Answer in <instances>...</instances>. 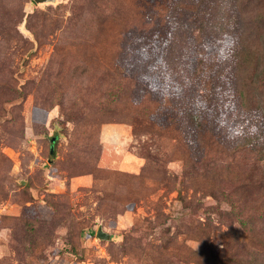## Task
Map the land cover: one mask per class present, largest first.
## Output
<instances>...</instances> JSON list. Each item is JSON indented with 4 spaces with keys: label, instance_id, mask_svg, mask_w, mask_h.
Segmentation results:
<instances>
[{
    "label": "rangeland",
    "instance_id": "374dc122",
    "mask_svg": "<svg viewBox=\"0 0 264 264\" xmlns=\"http://www.w3.org/2000/svg\"><path fill=\"white\" fill-rule=\"evenodd\" d=\"M194 1L0 0V264H264V0Z\"/></svg>",
    "mask_w": 264,
    "mask_h": 264
},
{
    "label": "trees",
    "instance_id": "16d2710c",
    "mask_svg": "<svg viewBox=\"0 0 264 264\" xmlns=\"http://www.w3.org/2000/svg\"><path fill=\"white\" fill-rule=\"evenodd\" d=\"M191 0H189V2H190ZM197 0H195L194 1V3H192V5L193 4H196L195 2H196ZM198 1H201V0H198ZM208 1V0H207ZM192 2H193V0H192ZM238 23H240V22H236V24H238ZM242 47H244V46H242ZM248 47H246V49H247ZM244 49H245V47H244ZM245 60V59H244ZM243 60V61H244ZM201 62H203V60L201 61ZM254 77H256V75L254 76ZM258 77V76H257ZM259 77H260V75H259ZM262 79V78H261ZM261 79H259V81H256L254 78H251V79H249V78H243V86H244V88H246V87H248V88H250V87H255V88H260L261 90H262V87H264V82L263 83H261V84H259V82L261 81ZM212 90V91H209V90ZM204 93L201 95L202 96V99H203V103L202 102H200L199 103V107L200 108H202V109H205V111H207L206 110V108H209V111H213V110H211L212 109V105H210L209 103H208V100H209V98H210V94H212V95H215V93H216V87L215 88H211V87H207L204 91H203ZM242 96H243V98H245V96H244V94H242ZM247 96H248V94H247ZM259 104H261V105H264V104H262V103H260L259 102ZM216 109V108H215ZM255 130H256V132L255 131H252V132H247V133H245V134H256L255 136H253L252 138H251V140H250V143H248V145H250V146H253L254 148H255V146H257L258 147V151L259 152H261V151H264V136H263V134H264V131H262V130H260V129H257V128H255ZM219 194H217V197H219L218 196ZM260 202H263L262 200L260 201ZM259 202V203H260ZM242 224H245V221L244 222H242ZM236 247H237V245L235 244L234 245V248L233 249H235L232 253H236L237 251H240L241 249H240V247L239 248H237L236 249ZM231 253V252H230ZM231 264H240V259L239 258H233L232 256H231V258H230V261H229ZM230 263H227V264H230Z\"/></svg>",
    "mask_w": 264,
    "mask_h": 264
},
{
    "label": "water",
    "instance_id": "95a60500",
    "mask_svg": "<svg viewBox=\"0 0 264 264\" xmlns=\"http://www.w3.org/2000/svg\"><path fill=\"white\" fill-rule=\"evenodd\" d=\"M55 141V138L53 139V142ZM53 150V148H52ZM97 236L101 239H111L112 234L104 230L103 226H100L97 231Z\"/></svg>",
    "mask_w": 264,
    "mask_h": 264
}]
</instances>
